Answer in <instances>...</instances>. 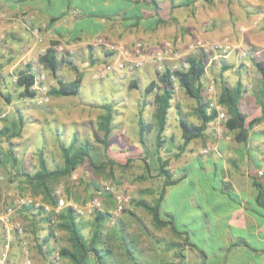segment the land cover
Returning a JSON list of instances; mask_svg holds the SVG:
<instances>
[{"label": "crops", "instance_id": "crops-1", "mask_svg": "<svg viewBox=\"0 0 264 264\" xmlns=\"http://www.w3.org/2000/svg\"><path fill=\"white\" fill-rule=\"evenodd\" d=\"M246 1L248 3L243 0H0V71L7 69L14 82L20 69H28L37 77L38 55L49 48L58 60L55 73L46 75L45 82L49 86L55 85L57 79L80 78V83L84 77L94 79V68L116 59L121 49L132 47L136 41L145 49L140 67L124 76L111 71L97 78H111L125 92L128 86L137 87L138 82L141 83L142 94L130 115L135 126L133 135L127 134V113L123 108H114L116 112L112 113L110 106L92 105L89 107L95 112L84 111L83 114L82 107H73L66 110L67 116L74 113L75 118L69 121H74L76 130L73 139L64 144H75L77 135L82 132L80 120L89 118L94 122L95 141L102 143V155L111 161H132L131 156L118 160L115 152L122 154L138 144L137 158L144 160V180L126 189L131 192V199L123 200V209L119 212L116 213L112 196L103 193L99 209L79 216L81 235L90 247L80 261L72 260L63 252L73 250L68 231L51 227L35 210H17L13 218L30 226L28 232L24 231V239L32 264H264V164H261L264 152L258 150L264 147V127L258 130L263 133L258 136L261 138L255 139L251 134L264 124V119L249 129L244 140H238L233 132L217 136L211 121L201 136L179 151L182 142L179 120L189 119L180 99V96L182 101L184 99L183 90L178 87L162 132V142L171 140L173 144L168 148L161 142L158 147L153 95L145 90L156 79L153 54L161 47L170 46L176 57L167 59V64L184 55L201 56L205 63L201 91L211 100L216 102L222 86L241 82L244 90L240 109L244 111L243 102L254 103L252 108L259 112L257 97L261 75L259 71L256 74L258 85L249 83L248 76V72L257 71L253 63L242 64L235 52L209 61L208 56L194 48L198 40L222 39L239 46L264 48V18L255 24L258 12L264 8V0ZM230 14L233 17L226 16ZM49 97V105H29L25 110L15 108L10 119L22 118L24 126L26 119L30 123H41L44 116L38 109L60 106L54 105L59 103L60 96ZM122 99L124 101L125 97ZM192 100L188 103L189 110L196 116V102ZM108 112L111 118L108 132L104 134L99 122ZM140 118L148 124L144 141L148 142L149 149L138 137ZM193 123H200L197 116ZM171 127L173 131L168 132ZM54 140L60 142V139ZM204 140V144H212L208 152H214L213 163L219 162L220 182L206 183L190 174L187 161L193 152L203 153L200 145ZM43 151H37V155L42 152L44 157ZM58 151L61 155L60 146ZM149 157L156 162L153 173L146 169ZM158 157L169 159L168 168L172 177L178 178L176 182L164 186L163 177L157 174ZM202 169L208 171L211 167ZM153 176L156 180L151 181ZM140 201L149 205L156 203L158 218L170 223H155L153 215L139 204ZM3 240L0 227V245ZM22 248V242L13 235L6 264H21Z\"/></svg>", "mask_w": 264, "mask_h": 264}, {"label": "rangeland", "instance_id": "rangeland-1", "mask_svg": "<svg viewBox=\"0 0 264 264\" xmlns=\"http://www.w3.org/2000/svg\"><path fill=\"white\" fill-rule=\"evenodd\" d=\"M243 1L244 3H248L246 0ZM258 14V18L255 22L256 25L261 20L263 21L264 8H261ZM226 16L233 17V15L231 14ZM260 25L261 24H259L258 26ZM2 47L7 48V46L4 45ZM240 47L246 48L250 53V56L248 58L250 63L254 64V60L264 59L263 47L248 46L245 44H240ZM256 51L258 53H256ZM44 53L45 52H43V54ZM43 54L40 53V56L38 55V62L40 71H43L45 75H47V73L50 71L43 65V63L40 62V57ZM205 56L207 57L208 55L205 54ZM183 57H185V55L182 56V58ZM182 58L177 59L176 61L178 63H181L183 61ZM155 66L156 64L154 65V67ZM257 72L258 70L256 71V69L255 71L248 72L250 81L249 83H251L252 85H258L257 82L259 78L256 77ZM155 73L157 78L158 75L156 69ZM0 83L2 84V86H0V127L4 124V121L2 119L4 113L5 116L8 115L10 117V113H14L15 108L25 110V108L29 105H49L48 103H50L49 99L46 102L38 104L35 100L27 101L26 98L20 97L19 91L17 90L18 87L16 86L14 80H12L11 73L7 69L0 71ZM125 90L126 92L123 90V87H121V85L116 83L111 78L100 80L97 78L89 79L87 77H84L83 81L80 83L79 91L77 94L60 96L61 98L59 100V103L54 104L60 106H51V108L49 106L46 107L47 110L45 108L38 109V111L44 116V120L41 123H30L29 119H26L27 122L25 123L23 134L21 136L14 137L9 140L0 137V210L5 208V206L9 204H12L18 197H40V199L44 201L42 194H33L31 192L29 184H27L24 177L19 174V172L22 170L28 172L35 171L39 166L37 151H43V148H45V152H43L45 165L47 168L52 169L62 165V156L60 155L58 148L60 144L69 143L70 139H73V132L76 130L74 121H69L75 118L74 113L67 116V108L71 109L73 107H82L83 114H85L84 111H89V113H91L92 109H90L89 106L92 105H107L110 106L111 111L114 108L118 110H122L123 108L127 113V134L133 135L135 126L130 115L133 113L134 107L138 103L140 94H142L141 83L138 82L137 87L136 85H130L125 88ZM6 96H8L9 100L5 98ZM182 96L184 99L182 101V98L180 96L181 103H184V107L186 108L188 113L186 117L190 120V122H195L196 116L190 112V105H188V103L193 101V98L187 96L184 92ZM123 97H125L124 101L122 99ZM243 104L244 105H242V108L244 109V112H248V118L253 117L256 113L259 114L260 111H254L251 106L254 105V103L250 104L247 102H243ZM115 112L116 111L114 110L112 111V113ZM79 114H81L80 111ZM79 123L81 124L82 132L77 135L74 145L77 146L79 144L87 142L91 147L90 157L94 163L107 161L108 158H106V156L102 155L101 153L102 143H100V141H95L96 137L92 133L93 130H95L94 122H92L89 118H83ZM220 125L222 127L221 136H225L231 132L225 127L223 122H221ZM263 127L264 124L262 123L259 125L255 132H251L253 138H261L258 136L262 135L263 133L259 132L258 130L262 129ZM211 128L213 130V125L211 126ZM172 131L173 128L171 127L168 132ZM54 138L60 139V142L55 141ZM206 140L201 143L200 149L208 148V151H210V147L212 146V144H204ZM162 143L167 144L169 148L171 147L170 145L173 144V141L171 142V140H168L167 142L163 141ZM142 144L143 146H145V148L149 149L148 142L145 143V141H143ZM136 148H138V144ZM136 148L133 150L126 149V151H124L122 154L118 153V151L115 152V158H118V160H125L126 157L131 156L134 157L132 158V161L118 163L112 160V163L107 164L106 167L99 172H96L92 168V165L89 163V161L85 160L73 171L70 177H60L55 181V199L56 191L59 190L60 194L66 199L72 200L78 205L84 206L89 200L93 199L94 197H98L100 199L101 195L105 193V187L110 185L114 186L120 193H123L124 196L128 195V198L131 199V192L130 190L127 191L126 189H129L131 185H137L138 183L143 181V172L145 171L143 166L144 160L137 158L139 150ZM258 150L259 152H264V147L260 146ZM208 151L202 154L193 152L192 158L187 161V165L190 169L191 176L196 178L198 177V180L206 183H217L220 182V171L218 169L219 162L216 161V163L214 164V152ZM147 160L150 164H148L149 168L147 171H151L152 173L155 172V159L153 157H149ZM261 162V164H264L263 161ZM203 167H211V169L208 171H204L202 169ZM150 180L154 181L156 179H154L153 176ZM99 191L102 192L99 193ZM91 213H85L84 215H88ZM22 226L24 231L26 230L28 232L30 230L29 223H25Z\"/></svg>", "mask_w": 264, "mask_h": 264}, {"label": "trees", "instance_id": "trees-1", "mask_svg": "<svg viewBox=\"0 0 264 264\" xmlns=\"http://www.w3.org/2000/svg\"><path fill=\"white\" fill-rule=\"evenodd\" d=\"M184 61L187 63L186 67L180 66L173 72L177 78L178 87L183 92L193 98L196 102V116L200 123L196 124L188 121L185 118H180L179 126L181 129L182 142L179 145V151L183 150L188 142L201 136L204 128L207 124L213 121L218 114V111L210 106V98L201 91L200 79L205 73V63L200 55H187L184 57ZM40 62L52 73L58 66V60L52 53V50L46 49L45 53L41 55ZM254 65L261 75L259 82V93L257 97V104L260 108V114L248 118L246 112L240 109V98L244 90L241 82H237L234 86L224 85L217 97L216 103L221 105L226 114V119L223 121L225 127L234 132L235 137L238 140H244L248 135V131L255 124L261 122L264 119V59L254 60ZM1 69V64H0ZM170 70H165L157 76L155 80H152L145 88L147 93H152L153 103L155 109L153 117L155 121V142L156 146L160 147L162 142V132L165 129V124L168 116V110L171 107V100L174 97L173 82L169 77ZM35 76L28 69H20L17 71V77L15 84L20 88L19 96L22 98L33 97L36 91L31 89V85L34 82ZM80 87V78H76L71 81H63L57 79L55 85H51L48 88L49 96H67L75 95L78 93ZM7 100L8 96L5 97ZM111 115L106 113L100 119L99 127L103 130L104 134L108 132V125L110 123ZM4 124L0 127V137L4 139H11L21 136L24 121L22 118H13L7 115H3ZM148 124L144 122L142 118L139 119L138 137L141 143L144 141V132L147 129ZM105 139H103V144ZM62 165L49 169L45 165V159L42 152L38 155L39 166L33 172L22 170L19 172L27 184L31 188L33 194H42L43 200L46 203L54 205L56 203L54 195V183L60 177H70L73 171L81 165L85 160H88L92 165V168L96 171H102L107 164L112 163L110 159L107 161H101L94 163L90 157L91 147L89 143L85 142L77 146L74 142L64 145H60ZM1 152V151H0ZM158 173L163 177L164 186L174 183L178 178H173L168 168L169 159H162L158 157ZM149 166L146 163V169ZM144 176V174H143ZM141 176V177H143ZM164 186L161 194L164 192ZM139 204L146 208L154 218L155 223L158 225L170 223L169 221H163L158 218L157 204L149 205L145 201H140ZM20 210L37 211L36 215L40 216L43 221L48 223L51 227H59L65 229L69 233L71 245L73 250H66L70 258L75 261H80L85 255L86 251L90 248L84 241L81 235V227L79 216L74 209L69 206L64 207L58 214L54 223L50 222L51 213H45L41 208L33 209L31 207H23ZM98 214H102L101 211H97Z\"/></svg>", "mask_w": 264, "mask_h": 264}, {"label": "built area", "instance_id": "built-area-1", "mask_svg": "<svg viewBox=\"0 0 264 264\" xmlns=\"http://www.w3.org/2000/svg\"><path fill=\"white\" fill-rule=\"evenodd\" d=\"M194 48L197 51L202 52L204 55H208V60H216L231 52H235L238 55L239 60L245 64L249 61L250 53L246 48L234 45L226 39L222 40H213V41H201L198 40L194 44ZM145 49L140 41H136L132 47L121 49L120 56L116 59L105 62L92 70V76L95 78L102 77L106 73L111 71H116L120 76H124L126 72H130L143 64L144 61ZM175 51L170 46H164L155 51L153 54V60L155 61V69L157 75H160L165 68L170 70L169 77L173 82L174 90L178 88L177 78L174 74V70L180 66L186 67L187 63L183 60L181 63L177 61H172L167 64V59H173L176 57ZM46 75L43 71H40L37 77L34 78V82L31 85V89L36 91V94L33 97L26 98L27 101L35 100L36 103L40 104L48 101V88L49 84L45 82ZM210 106L214 107L217 111V117L213 120V130L215 134L219 137L222 135L221 122L225 121L226 114L221 109L214 100H210ZM208 148L203 149V153H206ZM102 191H99L101 193ZM105 193H108L116 202V213L123 209V200L128 198L120 193L114 186L110 185L105 187ZM101 205L100 199L94 197L89 200L84 206L78 205L72 200H68L60 194V191H56V203L51 205L40 199V197H29L23 196L18 197L14 200L12 204L5 206L0 210V227L4 233V240L0 245V264H6L9 258L10 253V243L12 241L13 235L18 237L22 242L24 259L21 264H32V261L29 257L28 249L26 246V241L24 239V230L22 223L19 220L13 218V214L17 209L21 207H31L39 209L45 213H51L50 222L54 223L57 219V214L66 206L71 207L76 211L78 215H84L85 213H91L94 209H99Z\"/></svg>", "mask_w": 264, "mask_h": 264}]
</instances>
